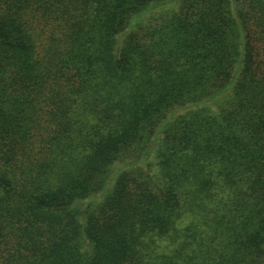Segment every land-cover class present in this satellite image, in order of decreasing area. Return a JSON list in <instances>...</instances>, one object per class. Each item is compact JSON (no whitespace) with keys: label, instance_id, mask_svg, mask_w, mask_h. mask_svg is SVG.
I'll list each match as a JSON object with an SVG mask.
<instances>
[{"label":"trees","instance_id":"1","mask_svg":"<svg viewBox=\"0 0 264 264\" xmlns=\"http://www.w3.org/2000/svg\"><path fill=\"white\" fill-rule=\"evenodd\" d=\"M0 264H264V0H0Z\"/></svg>","mask_w":264,"mask_h":264},{"label":"rangeland","instance_id":"2","mask_svg":"<svg viewBox=\"0 0 264 264\" xmlns=\"http://www.w3.org/2000/svg\"><path fill=\"white\" fill-rule=\"evenodd\" d=\"M177 7H178V2H175V3L168 4V6H166V7L156 9L155 12L163 11V10H166L169 8L177 9Z\"/></svg>","mask_w":264,"mask_h":264}]
</instances>
